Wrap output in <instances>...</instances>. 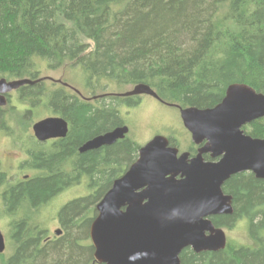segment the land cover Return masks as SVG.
Returning <instances> with one entry per match:
<instances>
[{
    "label": "trees",
    "instance_id": "obj_1",
    "mask_svg": "<svg viewBox=\"0 0 264 264\" xmlns=\"http://www.w3.org/2000/svg\"><path fill=\"white\" fill-rule=\"evenodd\" d=\"M40 67L78 69L91 90L112 86L118 92L85 103L58 90L40 96L41 84L19 88L25 116L42 107L70 130L54 147L33 155L31 167L40 174L7 189L5 208L39 218L51 198L83 180L88 194L56 213L61 236L53 242L41 245L45 232L25 224V218L15 223V253L8 264H97L89 240L95 206L134 163L141 146L126 136L97 150L80 154L77 149L126 125L120 109L136 108L140 98L114 94L138 84L148 85L159 103L176 110L212 108L231 84L264 94V0H0V78L36 81ZM9 103L0 107V132H11ZM243 130L263 139L264 118ZM168 140L179 150L173 136ZM185 152L194 155L195 146ZM4 181L0 172V185ZM222 191L232 197L233 212L210 220L228 231L245 220L251 244L227 239L218 252L185 249L180 264H264V181L236 174Z\"/></svg>",
    "mask_w": 264,
    "mask_h": 264
},
{
    "label": "water",
    "instance_id": "obj_2",
    "mask_svg": "<svg viewBox=\"0 0 264 264\" xmlns=\"http://www.w3.org/2000/svg\"><path fill=\"white\" fill-rule=\"evenodd\" d=\"M41 80L0 78V107L7 105L6 95L12 91ZM114 95L149 96L160 102L145 84ZM177 110L191 143L200 147L190 157L160 135L140 147L134 163L95 206L96 217L89 228L95 263L180 264L185 249L195 254L224 250L225 231L210 220L233 212L232 197L223 193V184L241 173L264 181V138H252L243 130L264 118V94L244 84H231L212 108ZM32 131L38 141H46L64 138L68 127L62 118L47 117L34 123ZM128 133L126 125L117 127L86 141L78 152L110 146ZM205 155L211 161H205ZM4 249L0 231V254Z\"/></svg>",
    "mask_w": 264,
    "mask_h": 264
},
{
    "label": "rangeland",
    "instance_id": "obj_3",
    "mask_svg": "<svg viewBox=\"0 0 264 264\" xmlns=\"http://www.w3.org/2000/svg\"><path fill=\"white\" fill-rule=\"evenodd\" d=\"M40 68L42 70H45L44 67ZM42 76H51L54 78H59L60 76H62L64 81H67L70 85L80 90L85 95H92L94 93L100 95L103 92H118L112 86L106 89L105 91H102L99 88L91 90V88L85 85L83 80L84 76L78 69L60 68L57 71L45 70ZM127 89L130 90L131 88L129 87ZM139 104V106L133 109H120V116L123 118L126 126L129 128L128 137L131 138L137 145L143 146L146 142L151 140L156 135H160L165 138L173 136L179 143L180 152H185L191 144V141L189 134L184 130L181 124L178 111L174 108L167 107L157 102L149 96H142L140 98ZM9 107L14 108L13 110L11 109L13 114L12 122L18 124H33L39 120H42L43 118L51 116L50 113L42 107L33 114V117L32 114L25 116V106L22 107L18 99L16 98L11 99ZM19 134L21 135V132ZM22 135L21 138H23ZM0 150H2V148H0ZM87 194L88 191L85 189L83 182L80 185L73 186L63 192V194L60 195L58 199L54 201V203L41 209L39 213V218L36 217V219L41 220V228H43L49 233L56 230L58 228L56 213L59 211V209L70 200L86 196ZM33 216L34 215H32V217ZM0 228L4 234H7L5 222L4 220H1V218ZM224 231L227 239H230L231 241L237 244H251V241L247 236L248 225L245 220L239 221L235 229L231 231ZM3 259L4 256H0V264L3 263Z\"/></svg>",
    "mask_w": 264,
    "mask_h": 264
},
{
    "label": "flooded vegetation",
    "instance_id": "obj_4",
    "mask_svg": "<svg viewBox=\"0 0 264 264\" xmlns=\"http://www.w3.org/2000/svg\"><path fill=\"white\" fill-rule=\"evenodd\" d=\"M44 71H42L39 78L37 79V80H40V79H43V80L38 81L36 83V85L41 84L42 86V92L39 93L40 96L44 97L50 92H54L58 90V91H61V93H63L67 97H71V98L77 97L79 101H82L85 103L95 102L96 100H98V98L92 99L93 96L85 95L83 92L73 87L67 81H64L62 76H60L59 78H54L51 76H42ZM75 90H77L79 94ZM18 95H19V89L12 91L10 94L6 95L7 102L11 101L12 98L18 99L19 97ZM141 97L142 96H138V98H141ZM50 117L61 118L58 115H51ZM33 124H24V123L18 124V123L11 122L10 124H8V127L11 129V132H0V143H1L0 148H2V150H0V172L4 175V178H5L4 183L0 185V218L1 220H4L5 222L6 233H7V234H4L0 228L1 234L3 235V239H4V245H5V249L3 253L0 254V256H4L3 261L5 264H8V260L15 253V244L12 239V231H13L14 224L17 223L18 221L23 220L25 216H24L23 210L21 209H16L15 212L11 210H7L5 208V203L2 200V195L6 192L7 189L11 187H15L18 184L25 182L39 175L40 174L39 171L31 167L33 155H35L36 152L48 151L50 148L54 147L60 140L66 137L65 136L64 138H56V139H49L46 141H38L33 135V131H32ZM67 127H68V131H67L68 133L70 130V127L68 124H67ZM17 132L19 133L21 132V135L24 134L22 135L23 138H21V135ZM199 147L200 146H195L196 152ZM79 148L77 149V153H79L78 152ZM194 155L190 154V157H193ZM204 160L211 161L209 155H205ZM84 182L85 180H83V183ZM62 194L63 193L58 194L55 197L51 198L43 207L40 208V211L42 208L54 203V201L58 199V197ZM40 221L41 220L36 219V217L34 218V216L32 217V215L30 214H28V217L25 218V224L27 223L31 227L33 228L35 227L38 232L40 231L45 232V234L41 235L40 237L41 245L47 242H53L55 239L61 236V233L59 235L55 234L56 230L61 229L58 223V220H57L58 228L52 231L51 233L41 228L42 225Z\"/></svg>",
    "mask_w": 264,
    "mask_h": 264
},
{
    "label": "bare ground",
    "instance_id": "obj_5",
    "mask_svg": "<svg viewBox=\"0 0 264 264\" xmlns=\"http://www.w3.org/2000/svg\"><path fill=\"white\" fill-rule=\"evenodd\" d=\"M5 186V185H4ZM7 186V185H6ZM9 190V189H8ZM35 218V217H34ZM27 220H29V219H27Z\"/></svg>",
    "mask_w": 264,
    "mask_h": 264
}]
</instances>
